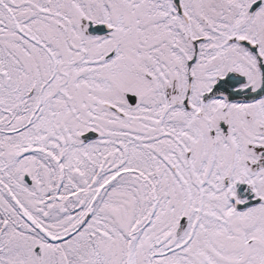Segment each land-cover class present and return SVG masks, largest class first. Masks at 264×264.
<instances>
[{
	"label": "snow or ice",
	"instance_id": "obj_1",
	"mask_svg": "<svg viewBox=\"0 0 264 264\" xmlns=\"http://www.w3.org/2000/svg\"><path fill=\"white\" fill-rule=\"evenodd\" d=\"M0 264H264V0H0Z\"/></svg>",
	"mask_w": 264,
	"mask_h": 264
}]
</instances>
